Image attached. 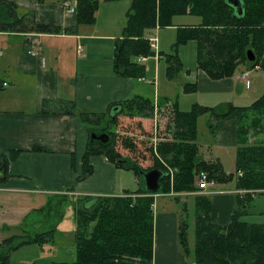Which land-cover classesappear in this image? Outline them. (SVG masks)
Returning a JSON list of instances; mask_svg holds the SVG:
<instances>
[{
    "label": "trees",
    "instance_id": "obj_1",
    "mask_svg": "<svg viewBox=\"0 0 264 264\" xmlns=\"http://www.w3.org/2000/svg\"><path fill=\"white\" fill-rule=\"evenodd\" d=\"M43 2L44 0H39ZM75 3L76 26L92 25L99 0H72ZM118 1V0H105ZM126 13V25L121 39L115 42L113 69L117 76L143 79L145 67L136 61L139 57H155L146 32L156 28L172 26L176 16H196L200 24L196 27L179 29L170 54H162L166 67V78L174 80L182 70L178 58L181 46L190 40L197 42V67L211 79L234 78L237 73L255 69L264 72V0H240L241 15L227 0H130ZM33 12L18 15L16 7L0 1V31L24 34H67L71 29L40 25L34 21ZM252 51L255 60H247ZM185 92L195 87L184 85ZM59 101L43 103L46 108L61 107ZM220 111V110H219ZM254 115L243 121L242 112ZM58 112H62L58 110ZM64 112L74 113L73 109ZM205 112H212L209 122L211 133L216 122L229 114H237V156L235 190L236 207L231 221L219 226L210 221L211 201L207 196L195 198V240L189 251L186 239V224L181 216L178 225L179 244L188 255L191 264H264V223H247L240 220L246 215L245 204L255 195H264V138L249 143L251 130L264 134V92L247 107L230 106L224 112L194 105L189 111H181L175 100L135 96L109 106L106 113H81L84 123H95L106 130L105 143L90 141L82 157V171L76 177L80 182L89 177L93 168L89 158L103 155L115 167L133 170L142 185L140 171L158 169L162 191L167 194L198 191L195 182L200 174L209 181L225 183L232 180L217 161H206L196 143V120ZM119 117L136 121L140 134L122 135L110 132L117 127ZM105 124L99 126L102 120ZM138 120V121H137ZM147 124V125H146ZM146 126V127H145ZM145 127V129H144ZM90 134L92 128L87 127ZM101 129V128H100ZM120 136V147L118 149ZM258 136V135H257ZM34 151H42L34 148ZM7 160L0 162V180H6ZM146 164V167L143 166ZM175 200L178 197L174 198ZM75 218V261L74 264H152L154 250V198L144 189L122 196H82L71 200ZM53 232L35 234L32 238L9 237L0 242V264H12L10 255L21 247L51 241Z\"/></svg>",
    "mask_w": 264,
    "mask_h": 264
},
{
    "label": "crops",
    "instance_id": "obj_2",
    "mask_svg": "<svg viewBox=\"0 0 264 264\" xmlns=\"http://www.w3.org/2000/svg\"><path fill=\"white\" fill-rule=\"evenodd\" d=\"M0 1L12 3L18 15L27 11L33 12L37 24L66 29L76 27L77 30L73 35L0 31V162L4 159L8 162V177L6 180L3 178L0 180V242H2L12 236L20 237L18 231L15 234L11 231L12 221H18L13 229L21 230V225L29 215L43 210L52 198L122 196L129 192L128 189H132L138 180L135 179L129 187L122 183L125 169L115 167L103 155L91 156L89 164L93 168L92 174L80 182L76 181V177L82 171V157L89 142L88 129L80 114L106 113L112 104L135 96H143V90L138 83L142 80L119 77L113 69L114 46L115 42L121 39V32L126 25L130 0H99L95 22L92 25L78 26L75 11L70 10L75 8L72 0ZM173 19L172 26L146 32L148 39L153 37L157 39L156 56L153 57L157 62L154 63L156 71L158 70L155 76L157 80H159L157 66L160 61L165 62L159 53L172 52L179 29L200 24V18L198 21L181 24L174 23ZM30 52L39 54L32 55ZM141 58L145 57L138 58L140 64L148 59ZM178 58L182 70L174 80L177 79L182 88L184 85L195 87V90L189 93L181 89L183 95L202 90L217 98V104H214L218 105L217 107L210 105L204 107L218 111L220 108H226L222 109L224 112L231 105L234 106L230 103L229 97L236 91L241 96L247 95L248 90L253 89V84L248 79V83L250 82L248 86L237 79V76L215 80L198 69L197 42L194 40L180 47ZM149 69L148 65L147 72ZM190 69H194L193 74ZM154 91L155 102L158 99L175 100L181 111H189L194 105L203 106L198 100L190 102V98L187 97L174 98V93L170 92L169 88H165L162 98H156L158 92ZM48 101H59L62 106H49L46 108L48 111L43 112V103ZM70 108L74 110L73 114L64 112ZM205 143L206 148L198 145L204 160L219 162L224 171L223 157H234L236 166L238 147L236 112L219 118L215 131L209 133V140ZM34 148H40L42 151H34ZM225 169V173L229 171ZM228 184L231 182L214 183L209 187V193L205 195L212 205L210 221L219 226L230 223L236 207V196L239 194L235 188L216 191L217 186ZM200 195V191H195L174 197L170 195L153 197L154 204L161 198L164 212L155 214L153 211L152 264H191L192 255L183 252L178 240L181 213L179 204L182 202L185 204V198H196ZM175 197L178 199L175 200ZM39 228L35 225L32 227L35 231ZM25 248L37 249L38 253L42 251L38 245L24 246L12 252L10 260L12 261L13 254ZM70 259V262H65L46 260L44 257L42 261H48L43 262L46 264H74L75 251ZM36 263L37 260L32 262Z\"/></svg>",
    "mask_w": 264,
    "mask_h": 264
},
{
    "label": "rangeland",
    "instance_id": "obj_3",
    "mask_svg": "<svg viewBox=\"0 0 264 264\" xmlns=\"http://www.w3.org/2000/svg\"><path fill=\"white\" fill-rule=\"evenodd\" d=\"M196 16H177L174 17L173 22L177 24L181 23H187L190 21H196L199 19ZM198 21V20H197ZM123 34V30L121 32V36ZM157 35V34H154ZM153 35V36H154ZM156 38V37H154ZM173 38V36H172ZM138 62V58L136 59ZM141 62V61H140ZM144 67L146 68V74L144 75L142 82H138L140 85V89L143 90V96L150 99H155V91L157 90L158 95L156 96L159 98H162L164 95H162L165 92V88H169L170 92H173V97H187L190 102L193 100H198L199 102H202L203 106L210 105L211 107H217V98L213 97V95L208 94L205 91L200 90V92L196 93H190L186 94V96L182 93V85L181 83L177 82L176 80H172L169 82L165 76L166 73V67L164 61H160L159 65L157 66L159 68V80L156 79V71L155 64L157 63L153 57H150L147 59L146 62H141ZM150 66L149 72H147V66ZM191 73L193 74L194 69H190ZM248 80L252 82L253 89L248 90L247 95H241L236 91V93L231 97L230 103L237 107H246L249 106L255 99L259 98L263 92H264V72L260 69H252L248 70ZM239 74V73H237ZM237 74L235 76H237ZM136 81V80H135ZM249 82V83H250ZM154 84V85H153ZM158 84V88H157ZM247 92V91H245ZM189 102V104H190ZM181 99V104H182ZM206 104V105H204ZM185 109L187 107H184ZM222 109L226 108H220V111L222 112ZM243 115V121H247L248 118L250 119L254 113L249 111L242 112ZM212 112H205L202 115H200L196 120V143L197 145H203V147L206 148V141L209 140V122L212 118ZM219 120V119H218ZM138 121V120H137ZM137 122L125 118V117H119L118 125L117 127L112 126L110 129V132H119L122 135L132 133L140 134V130L137 128ZM217 123V122H216ZM103 124L106 125L105 120L103 119L99 126H102ZM147 125V124H146ZM85 126L92 128L94 130V133L96 135H101L102 131H100V128L95 123H85ZM146 127V126H145ZM144 127V129H145ZM90 130H88L89 133V139L91 138ZM107 134V131H105ZM256 134L255 129L251 130L248 136L249 143H255L257 142V139H263L264 134ZM108 135V134H107ZM123 136L118 137L119 143H118V149L123 153H127L126 150L123 151L120 147V140ZM204 153L207 154V151L204 150ZM223 160L225 161L224 171H226L225 168H227L229 171L226 172V175L232 176V180L226 183H230L227 186L220 185L217 186L218 189L216 191H219V189L226 190L227 188L234 189L235 188V182L237 179L238 174L236 173V167H235V158L234 157H223ZM144 167H146V164H143ZM125 173H128V175H125ZM123 178L122 183H126L129 186L133 184V181L137 179V175L133 170H124L123 172ZM130 175V176H129ZM234 183V184H233ZM141 184L138 181L137 183H134L132 189H128V193H133L141 188ZM121 192V191H119ZM123 192V191H122ZM127 194V193H125ZM72 199H63V198H52L48 205L46 204L43 210L39 212H33L29 217L23 222L21 225V230L19 229H13V226H17V220L12 221L11 223V231H13L15 234L16 231H18V234H20V237L23 239H29L32 238L35 234H40L47 231L53 232V239L41 246L42 251L41 253H38L37 249H20L17 251V253L13 254L12 256V264H32V262L36 261L38 263L36 264H46L48 261L46 260H64L65 262L71 261V254H74L75 247H74V234H75V218H74V210H73V204L71 202ZM186 203L183 204L180 203L179 206L181 207V219L186 224V239H187V245L189 250L194 247V240H195V216H196V205H195V198L189 197L185 198ZM178 205V204H176ZM154 213H161L164 212V208L161 206V198L157 199L154 204ZM179 207V208H180ZM166 208V207H165ZM245 211L246 215L242 216L240 220L245 221L247 223H256V224H263L264 223V195H255L252 196L249 199V202L245 204ZM16 224V225H15ZM40 227L38 230H33V226ZM191 250V251H192ZM46 260L42 261V258ZM46 262V263H43ZM73 264V263H72Z\"/></svg>",
    "mask_w": 264,
    "mask_h": 264
},
{
    "label": "water",
    "instance_id": "obj_4",
    "mask_svg": "<svg viewBox=\"0 0 264 264\" xmlns=\"http://www.w3.org/2000/svg\"><path fill=\"white\" fill-rule=\"evenodd\" d=\"M229 4L235 9L236 14L241 15L243 12V8L241 5L240 0H227ZM247 60L249 62H254L255 56L252 51L247 52ZM109 128V124H107L104 128H101L100 131H102L101 135H96L95 133H91L90 141H98L101 143H105L108 140V135L105 133V131ZM143 183L142 188L144 191L148 192L150 195L155 196L158 195L162 191L160 180L162 178V174L158 169H151L147 172H139Z\"/></svg>",
    "mask_w": 264,
    "mask_h": 264
},
{
    "label": "built area",
    "instance_id": "obj_5",
    "mask_svg": "<svg viewBox=\"0 0 264 264\" xmlns=\"http://www.w3.org/2000/svg\"><path fill=\"white\" fill-rule=\"evenodd\" d=\"M71 12L74 11V8H71L70 9ZM149 43H150V47L153 49V50H156L157 48V40L156 38H152L149 40ZM30 54L32 55H38L39 53L38 52H34V53H31ZM141 60H144V58H141ZM238 79L239 80H242L246 83V86H248V73L247 72H242L239 76H238ZM4 86L6 84H3ZM238 175L240 176L241 173L239 172ZM213 182L212 181H209L208 178H207V175L206 174H200L199 177H198V181H197V187L200 191L201 194H208V189L209 187H212L213 186ZM170 195H174L173 193H170Z\"/></svg>",
    "mask_w": 264,
    "mask_h": 264
}]
</instances>
